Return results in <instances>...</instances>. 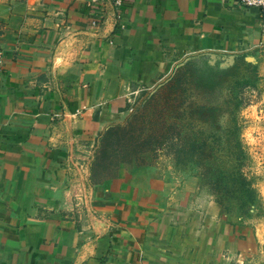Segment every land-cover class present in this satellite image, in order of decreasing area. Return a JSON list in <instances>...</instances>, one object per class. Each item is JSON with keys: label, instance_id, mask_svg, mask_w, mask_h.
Instances as JSON below:
<instances>
[{"label": "crops", "instance_id": "1", "mask_svg": "<svg viewBox=\"0 0 264 264\" xmlns=\"http://www.w3.org/2000/svg\"><path fill=\"white\" fill-rule=\"evenodd\" d=\"M93 1L0 0V264H264L258 214L232 221L186 181L71 171L186 56L257 58L264 76L258 10L102 0L96 25Z\"/></svg>", "mask_w": 264, "mask_h": 264}, {"label": "rangeland", "instance_id": "2", "mask_svg": "<svg viewBox=\"0 0 264 264\" xmlns=\"http://www.w3.org/2000/svg\"><path fill=\"white\" fill-rule=\"evenodd\" d=\"M257 62V58L236 54L186 56L168 76L142 95L126 117L105 131L96 147L84 159L76 161L71 171L80 178L88 172L97 183L122 177L145 184L162 176L178 184L186 181L201 193L216 198V191L209 184L216 178L222 181V176L228 183L222 173L224 163L207 157V148L203 147L207 142L193 140L191 131L172 125L167 117L177 92L166 88V83L178 71L188 86L187 93H209L214 89L213 98L229 93L237 100V125L244 150L240 158L241 173L253 189V195L248 199L245 193L238 191L236 207L224 209V214L233 221L240 203L246 200V212L252 209L256 216L264 219V76L258 73ZM205 128L211 129L208 125ZM238 132L234 134L237 136ZM228 141L215 137L209 139V145L218 149ZM81 182L84 181L81 179ZM223 184L221 191L230 195ZM80 186L89 189L88 185Z\"/></svg>", "mask_w": 264, "mask_h": 264}, {"label": "trees", "instance_id": "3", "mask_svg": "<svg viewBox=\"0 0 264 264\" xmlns=\"http://www.w3.org/2000/svg\"><path fill=\"white\" fill-rule=\"evenodd\" d=\"M180 76V73L177 71L166 83V88L171 89L172 92H177L174 95L175 103H172L169 107L167 117L172 125L191 131L190 137L193 140L207 142L203 146L207 148V157H212L218 160V162L224 163L222 173L226 176L228 183L223 180L224 177L222 176V181L216 178L209 184L210 188L216 191V201L224 213V209L230 208L233 205L236 207L238 191L245 193L248 199H251V195H253V189L241 173V159L243 158L244 150L238 132L240 130L237 125L236 110L238 103L235 98L228 95L229 93H226L222 97L213 98L212 95L215 94L214 89H210L209 93H205V91L203 93H187L188 86ZM207 125L211 129L205 128ZM217 125L220 128H216ZM234 132H238L237 136ZM215 137L230 140V142L228 141L226 144L219 145L218 149H216L214 145H209V139ZM223 182L225 183V187L230 190V195L221 191L224 185ZM238 184L239 186L236 187ZM245 203H247L246 200ZM245 203H240L233 221H242L253 214L252 209L246 212L244 209Z\"/></svg>", "mask_w": 264, "mask_h": 264}, {"label": "built area", "instance_id": "4", "mask_svg": "<svg viewBox=\"0 0 264 264\" xmlns=\"http://www.w3.org/2000/svg\"><path fill=\"white\" fill-rule=\"evenodd\" d=\"M230 6H241L246 8H255L259 12L260 40L258 47L264 51V0H223ZM91 6V17L94 24L99 25L105 18V5L102 0H94ZM124 0H113V5L118 16H121L124 7ZM5 59L4 50L0 44V70L2 69ZM230 264H247L246 257L243 253H238L234 261Z\"/></svg>", "mask_w": 264, "mask_h": 264}]
</instances>
